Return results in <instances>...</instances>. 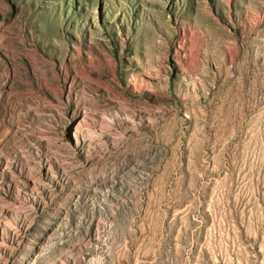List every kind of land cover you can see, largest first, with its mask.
Listing matches in <instances>:
<instances>
[{"label":"rangeland","instance_id":"374dc122","mask_svg":"<svg viewBox=\"0 0 264 264\" xmlns=\"http://www.w3.org/2000/svg\"><path fill=\"white\" fill-rule=\"evenodd\" d=\"M0 264H264V0H0Z\"/></svg>","mask_w":264,"mask_h":264}]
</instances>
